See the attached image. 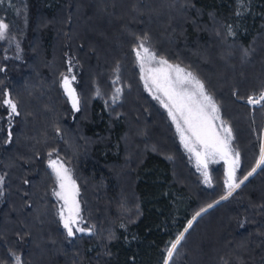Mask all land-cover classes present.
Wrapping results in <instances>:
<instances>
[{"label":"trees","instance_id":"obj_1","mask_svg":"<svg viewBox=\"0 0 264 264\" xmlns=\"http://www.w3.org/2000/svg\"><path fill=\"white\" fill-rule=\"evenodd\" d=\"M98 1L0 0V19L9 24L8 38L0 41V99L9 93L20 112L12 122V142L4 143L8 124L0 134V175H5L0 197L3 264H14L10 252L19 255L23 264H164L169 242L187 221L225 195L222 162L208 168L212 184H204L165 114L141 87L134 49L145 35L157 56L192 71L220 105L222 119L233 129L232 146L240 153L237 178L247 175L259 157L264 109L249 105L247 97L264 90V0H243V4L166 0L174 5V14L184 16L179 26L175 21L158 31L172 44L138 21L120 20L119 27L130 34L120 35L117 50L106 45L104 35L86 39L84 33L85 40L76 34L86 26L104 24L93 19L94 6L100 15H108L124 0ZM148 1L138 0V5L144 8ZM123 7L126 12L137 10L132 1ZM78 13L87 20L82 29L80 21L74 24ZM136 19L144 23L139 15ZM228 26L234 35H229ZM70 58L79 111L67 106L61 86V73L67 72ZM93 63L96 71L87 77L86 65ZM114 85L122 92L110 111ZM123 107H136L144 119L155 117L158 124L153 132L163 129L167 145L164 154L157 146L146 149L134 164L129 163L125 174L117 176L111 168L123 162ZM149 142L156 145L152 138ZM49 153L69 165L92 232L68 237L59 223ZM219 222L215 240L205 241L208 228ZM218 243L224 248L217 250ZM205 258L212 264H264V166L231 197L197 218L170 264H205Z\"/></svg>","mask_w":264,"mask_h":264},{"label":"snow or ice","instance_id":"obj_2","mask_svg":"<svg viewBox=\"0 0 264 264\" xmlns=\"http://www.w3.org/2000/svg\"><path fill=\"white\" fill-rule=\"evenodd\" d=\"M238 3L243 4V0H238ZM240 14L238 11L237 15ZM8 31L9 24L0 19V41L8 38ZM228 33L234 35L231 26H228ZM147 41L148 37L145 35L134 49L141 79L144 81L145 88L149 92H153V98L167 109L168 116L179 134L180 142L195 157L197 170L201 171L203 175V183L209 186L212 184V176L208 171L210 162H216V159L219 158L228 165L226 179L224 180L225 195L221 196L220 200L200 208L192 216V219L187 222L184 230L169 242L164 264H170L185 239V234L197 218L215 204L231 197L249 177L256 173L257 169L264 166V143L261 144L259 149V158L256 160L255 166L247 175L238 179L236 173L240 167V153L232 146L233 129L228 121L222 119L220 105L208 92L205 83L197 75L179 64L170 63L164 57H158L149 46H146ZM244 55H248L247 49H244ZM67 63V72L61 73V86L71 102V107L75 111H79L80 97L76 88L73 87V83L76 81V76L73 74V60L70 58ZM2 70L0 69V71ZM118 81L119 76H117ZM121 92V88L115 89L112 97L113 103L119 100ZM96 95H101L99 89H97ZM247 103L264 107V90H261L258 95L248 96ZM0 107L6 109V116L0 117V120H5L8 124V136L4 143H11L12 122L15 117L20 115L18 104L9 93H4L3 98L0 99ZM51 155L49 153V157ZM48 164L55 174L58 184V190H54L53 194L63 201L58 210V215L67 236L73 237L77 232H92V228L79 226L83 221L80 202L77 199L79 188L72 177L70 169L65 167V164L59 158H50ZM24 183L28 184L29 181L25 180ZM4 184L5 175H0V197L4 195ZM240 226L244 227V222ZM10 255L14 258L15 264H23L19 255L14 252H10ZM0 264H3V262L0 261Z\"/></svg>","mask_w":264,"mask_h":264},{"label":"rangeland","instance_id":"obj_3","mask_svg":"<svg viewBox=\"0 0 264 264\" xmlns=\"http://www.w3.org/2000/svg\"><path fill=\"white\" fill-rule=\"evenodd\" d=\"M107 1H110V0H99L98 3L100 4L103 2H107ZM129 1L133 2V9H134V6L137 7V10H135V13L132 12L133 10L131 12H126L123 9L124 8L123 4L125 2H129ZM129 1H127V0L126 1L125 0L120 1L119 8L116 7L113 11L109 12L108 15H100V13H99L100 9L98 8V6H94L93 11H92L93 19H95L97 21L104 20L103 25H99L96 27L95 26H91V27L86 26V27H84V29H82V26H84L87 23V20H82L83 17L80 18L79 13L76 14L74 16V18L76 20V21H74V24L76 22L80 21L81 29H82V30L78 29L76 34L82 35L83 39H85V38L86 39L87 38L94 39L96 37H101L104 35L106 37V39L104 40L107 43L106 45L109 48H110V46L113 47L114 48L113 50H117L120 47V43H121V42H119L120 35L127 34V33L130 34L129 31L126 30V28H123L122 26L119 27L120 20L127 21L129 24H132V20H135L136 22L138 21V23H141L143 27H146V28L150 29L152 32H155L158 36H160V38L162 40L166 41L168 45L172 44L170 37H167L166 35H164L163 33H159L158 31L160 30V28L169 26L170 23L175 22V21H176V24H178V26H179V23H181L180 20L184 19L183 15L178 17V15L176 13L174 14L172 12L174 10V7H173L174 5L172 3H170L169 1H166V0H149L150 3L148 1L147 2L148 4L146 3L147 5L143 8V7H140L138 5L139 4L138 0L137 1L136 0H129ZM101 10H102V8H101ZM102 11H104V9ZM138 15L142 18L144 23H142L141 21L136 19V16H138ZM105 18H107V19H105ZM178 26L176 27L177 30H179ZM195 28H196V25H195ZM174 30L175 29H173V31ZM107 32H108V34H107ZM84 33H85V35H86V33H88L87 34L88 37L83 36ZM35 42H37V36L34 38V45H35ZM146 46H149L152 49V47L149 45V43H146ZM152 51H154V49H152ZM218 56L220 57L221 55H218ZM158 57H161V56H158ZM96 58L98 59V57H96ZM34 63L36 65H38V67L42 66L41 62L38 60H36ZM134 63H135V66L137 68V71H138V78H139V82H140L141 87L143 88L145 93L152 99V101H154L156 106L165 114L167 121L173 127L174 137L177 139L178 143L181 145L184 152H186V154L189 156V158L192 160V162L195 164V167H196L195 157L191 153H189L183 147L182 143L180 142L179 134L176 131L175 125L172 123L170 117L168 116L167 109H165L159 103L158 100L153 98V92H149L145 88L144 81L141 79L140 68H139V65H138L136 57H135V52H134ZM170 63L178 64V63H173V62H170ZM95 67H96V65L94 63L90 67L88 65H86L87 77L91 76L95 73V71H96L94 69ZM181 67H183V66H181ZM31 68H32V66H31ZM116 88H119V87L117 85H114L111 92L109 93V97L110 96L112 97L114 95ZM66 98H67V96H66ZM66 103H67L68 107H71V102L69 101L68 98L66 99ZM115 104L116 103H113V100H112L110 105H109L110 111H111L112 106H114ZM135 109H136V107H131V110L125 109L124 107L122 108V112L124 113V117H123L124 119L123 120L126 123V133L123 137H121V141H120L121 143H123V156H122L123 162L121 165L114 166L111 168V170L116 171L117 176H119V175L121 176V175L125 174V172H127V170L130 169L129 163L134 164L146 149L147 150H155L154 147L157 146V149L160 151L159 153L164 154L163 150L165 149V147L167 145L165 143V139H164L165 135H163L164 130L162 128H161L162 130L159 131V133L157 132V134L155 133V131L153 132V127L158 124L155 117H152L150 119L149 118L144 119L143 117H140V115H138L135 112ZM263 109H264V107H263ZM129 110H130V112H129ZM3 116H6V109L3 107H0V117H3ZM6 124H7V121L0 120V134L5 133ZM262 130H264V110H263V117H262ZM158 134L162 135L163 137L160 138ZM151 138L155 140L156 145L150 144L149 140ZM263 138H264V131H262V136H261L262 142H261V144L263 143ZM125 153H127V154H125ZM51 154H52L51 157L48 156V161L50 158L51 159L59 158L65 164V167L70 169L69 165L64 160H62L60 157H58V155H56L55 153H51ZM217 162H222V164L224 166V170H225V174H224L225 176L224 177L226 179V169H227L228 165L225 163V161L217 158L216 162H210L209 163L208 168ZM173 163L176 165L175 161H173ZM177 168H176V171L179 172L178 174L182 175L183 171L180 170L181 168H179V167H177ZM196 170H197V167H196ZM70 171H71V169H70ZM197 172H198L199 177H201L202 172L198 171V170H197ZM183 181H186L184 176H183ZM127 182H129V180H127ZM187 188L189 189V187H187ZM190 189H191V187H190ZM54 190H58V184L56 181L55 174H54V182H53V187H52V194L54 193ZM190 192H192V190ZM53 196H54V199L56 201V214H57L59 223L63 227L62 222L60 221V218L58 215V210L61 207V205L63 204V201L59 200L54 194H53ZM130 196H132V194H130ZM77 199L80 202L79 197H77ZM80 206H81V215L83 217V221L79 226L84 227V228H88L86 226V223L84 220L81 202H80ZM191 219H189V220H191ZM186 226H187V223H186L185 227ZM219 227H221V222H219V224H217V225L215 224V225L209 227L207 231H209V230H211V231H210L209 235L207 237H203V239L205 241H208V240H210V237H211L212 239L215 240L216 235L219 233V231H218ZM206 232L204 234L205 236H206ZM48 241H49V239H48ZM224 246L225 245L223 243H218L217 250L218 249L220 250V247L224 248ZM236 249L237 248L235 247V250ZM55 253H56V251L55 252L53 251L52 254H55ZM258 255L260 257H262L263 256V250H260L258 252ZM203 260H204L205 264H212V263H209V259L206 260V258H205ZM14 264H15V261H14ZM45 264H47V263L45 262Z\"/></svg>","mask_w":264,"mask_h":264}]
</instances>
